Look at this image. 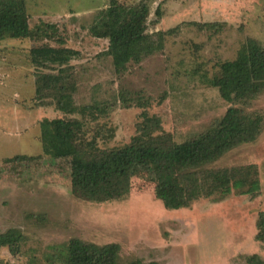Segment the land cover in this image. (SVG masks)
Returning <instances> with one entry per match:
<instances>
[{
    "label": "rangeland",
    "instance_id": "1",
    "mask_svg": "<svg viewBox=\"0 0 264 264\" xmlns=\"http://www.w3.org/2000/svg\"><path fill=\"white\" fill-rule=\"evenodd\" d=\"M119 1L148 7L134 37H154L180 26L166 36L163 51L129 64L121 74L106 53L110 42L90 33L109 0H27L32 36L0 42V234L17 229L27 238L16 254L0 248V264H61L57 250L74 237L119 244L126 263L246 264L254 254L264 260V241L257 239L264 213V129L255 143L212 165H255L261 185L255 197L239 191L179 211H167L156 198L150 143L133 151L130 196L104 204L75 198L71 161L45 156L42 122L71 116L58 110L55 90L37 93V74H57L59 67L35 65L34 48L79 52L68 70L77 85L74 105L106 104L107 116L96 123L116 132L113 141L100 146L114 148L130 143L143 112L125 107L120 94L133 102L149 101L150 115L161 117L164 131L181 143L206 131L231 107L210 85L219 65L234 60L250 39L264 47V0ZM190 22L221 24L223 29L199 30ZM248 111L264 113V93Z\"/></svg>",
    "mask_w": 264,
    "mask_h": 264
},
{
    "label": "trees",
    "instance_id": "2",
    "mask_svg": "<svg viewBox=\"0 0 264 264\" xmlns=\"http://www.w3.org/2000/svg\"><path fill=\"white\" fill-rule=\"evenodd\" d=\"M147 9L145 4L132 7L119 0H109L107 8L100 10L93 20L90 33L110 42L106 53L117 74L125 72L129 64H140L163 51L166 36L180 29L178 26L154 37H134L132 31ZM188 25L199 30L223 29V25L216 23L190 22ZM31 36L27 0H0V42ZM59 44L64 43L59 41ZM31 56L38 67H59L57 74H37V93L55 90L58 110L71 118L43 121L42 143L45 156L71 161V191L75 198L93 204L126 200L133 187V151L146 143H150L152 152L156 198L167 211L190 209L200 200L223 199L239 191L255 197L260 191L255 165L212 167L227 153L255 143L263 133L264 113L248 111L264 93V47L257 40H248L237 57L222 62L218 74L210 79L211 87L218 89L221 98L231 107L206 131L178 143L172 134L164 131L162 118L150 115L149 101L139 98L133 102L120 94L125 107L142 108L143 112L130 143L114 148L100 146L101 141H113L116 132L107 124L96 123L107 116L106 104L82 108L74 105L77 85L70 79L68 70L73 68L70 63L78 58L79 52L44 46L32 49ZM257 226L260 231L257 239L264 241V213L260 214ZM26 241L21 230L11 229L0 234V248H7L11 254H16ZM57 254L61 264H143L140 260L124 262L119 244L97 245L78 237L72 238L65 248H59ZM245 261L264 264L258 254L247 256Z\"/></svg>",
    "mask_w": 264,
    "mask_h": 264
}]
</instances>
